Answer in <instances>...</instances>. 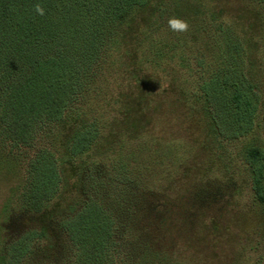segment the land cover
Instances as JSON below:
<instances>
[{"label":"trees","instance_id":"obj_1","mask_svg":"<svg viewBox=\"0 0 264 264\" xmlns=\"http://www.w3.org/2000/svg\"><path fill=\"white\" fill-rule=\"evenodd\" d=\"M211 2L0 0V159L33 150L16 204L37 218L2 247L0 264H180L189 252L195 262L196 235L180 215L199 163H186L149 213L137 152L124 145L174 139L172 108L184 110L187 128L204 130L201 144L230 143L253 130L257 99L243 73L245 41L225 21L240 24L241 9ZM173 17L187 21L185 39L205 35L193 54L200 80L190 93L147 66L148 45ZM182 43L172 40V72L189 61L177 51ZM244 160L254 199L264 204V153L249 146ZM205 163L202 174L214 164Z\"/></svg>","mask_w":264,"mask_h":264},{"label":"rangeland","instance_id":"obj_2","mask_svg":"<svg viewBox=\"0 0 264 264\" xmlns=\"http://www.w3.org/2000/svg\"><path fill=\"white\" fill-rule=\"evenodd\" d=\"M203 1L206 5L212 3V0ZM226 4L228 9H241L240 24L232 23L231 18L225 21L227 24L231 22L236 33L245 41L241 47L245 54L243 73L245 81L253 85L252 93L256 94L257 99L253 130L230 143L222 142L217 145L210 141L201 144L204 130L187 128L183 120L187 115L183 109L169 108L173 101V95H169L164 96V102L171 111L169 120L178 124V127H171L169 132L175 138L154 145H145L143 142L127 143L124 150L127 153L137 152L136 161L143 174L140 179L138 176L137 178L140 190L145 193L142 205L149 213H153V205L163 194L161 189L171 186L172 180L180 176L184 165L193 160L199 163V174L190 182L191 187L195 186L194 195L191 194L188 198L183 193L184 198L186 197L182 202L185 211L182 210L180 215L182 227L196 235L193 253L195 262L192 264H262L264 204L254 199L244 151L249 146H257L264 153V7L257 0H227ZM182 35L185 37L184 32L180 34L171 30L168 20L165 19L154 42L147 47L150 59L147 66L151 72L174 81L176 91L183 89L190 93L200 80L193 54L198 48L202 49L205 35L201 31L196 32L192 42ZM176 37L183 40L177 46L178 53H184L190 58L182 65L177 64L176 70L172 72L169 68L173 64L167 63V57L170 55L169 50L173 48L172 40ZM245 37L249 39L246 40ZM159 41L169 42L161 43V49ZM194 135L200 140L197 145L192 142ZM155 153L159 157H152ZM32 154L33 150L28 149L16 159H0V250L26 228L37 225V218L21 211L16 204L26 163ZM207 159L214 164L209 166L210 171L202 174L203 169L208 167L205 163ZM128 160L137 165L134 159ZM132 176L135 177L136 172ZM118 189H112V192H117ZM190 259L189 252L180 259V264H191Z\"/></svg>","mask_w":264,"mask_h":264},{"label":"clouds","instance_id":"obj_3","mask_svg":"<svg viewBox=\"0 0 264 264\" xmlns=\"http://www.w3.org/2000/svg\"><path fill=\"white\" fill-rule=\"evenodd\" d=\"M36 11L41 15L43 14V9L39 5L36 6ZM168 23L170 28L174 31L183 32L186 31L188 28L187 21L181 18H177V17L170 18Z\"/></svg>","mask_w":264,"mask_h":264}]
</instances>
